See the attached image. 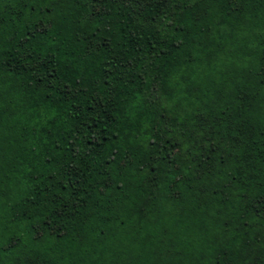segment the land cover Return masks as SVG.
Masks as SVG:
<instances>
[{"label":"trees","instance_id":"obj_1","mask_svg":"<svg viewBox=\"0 0 264 264\" xmlns=\"http://www.w3.org/2000/svg\"><path fill=\"white\" fill-rule=\"evenodd\" d=\"M0 264H264V0H0Z\"/></svg>","mask_w":264,"mask_h":264}]
</instances>
